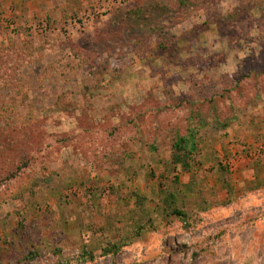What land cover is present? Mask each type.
<instances>
[{"label": "rangeland", "instance_id": "1", "mask_svg": "<svg viewBox=\"0 0 264 264\" xmlns=\"http://www.w3.org/2000/svg\"><path fill=\"white\" fill-rule=\"evenodd\" d=\"M145 1L0 0V264H264V0Z\"/></svg>", "mask_w": 264, "mask_h": 264}, {"label": "trees", "instance_id": "2", "mask_svg": "<svg viewBox=\"0 0 264 264\" xmlns=\"http://www.w3.org/2000/svg\"><path fill=\"white\" fill-rule=\"evenodd\" d=\"M137 2V7L133 8L129 11H127L126 15L121 19V23L119 28L121 27V31L118 33V35L124 33L126 30L133 28L136 23L140 21H148L152 20L155 21L156 17V12L157 10H170L166 6H157V5H152L147 3L145 0H135ZM205 0H178V5L177 9H179L182 13H187L190 12V9H195L198 8ZM173 10V9H172ZM175 11V10H174ZM151 21V22H152ZM158 24H162L161 19L158 21ZM152 34L150 35H144V37L138 36L139 42H143L144 38H150ZM196 144H195V139L190 137V138H182L179 139L175 145V155L173 162L175 165H181L183 166L186 170L190 169V164H189V158L194 154L196 151ZM174 214L177 215L180 218H187L186 214L183 213L180 210H174ZM144 227H140V231H143ZM127 246L126 243H109L107 245V248H105V251L107 254H115L121 251L122 247ZM33 252L30 253L32 255ZM34 260L35 256L28 257L27 260Z\"/></svg>", "mask_w": 264, "mask_h": 264}]
</instances>
